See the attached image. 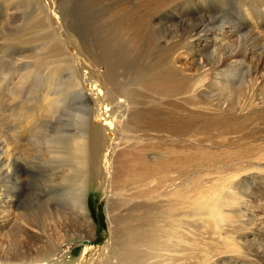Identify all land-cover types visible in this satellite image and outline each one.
<instances>
[{
  "label": "rangeland",
  "instance_id": "374dc122",
  "mask_svg": "<svg viewBox=\"0 0 264 264\" xmlns=\"http://www.w3.org/2000/svg\"><path fill=\"white\" fill-rule=\"evenodd\" d=\"M118 1L50 0L47 6L45 0H0V264L33 261L34 255L37 256L35 259L41 257L37 250L42 247L47 249V246H58L61 251L51 259L50 264H59L66 257L75 259L78 255V262L84 264L89 246L102 248L107 244V215H111V211L106 213L107 205L101 200L103 192L91 186L84 193L89 226L94 227L91 230L81 220L78 211L72 208L70 201L68 192L80 190L79 184L75 183V179L67 182L65 177L72 175L71 170L63 171L61 162L58 163L57 157L51 153L65 140L54 136L56 130L73 132L78 126L75 108L83 100L80 96L75 97L77 93L74 95V89L65 91L64 85V81L76 78L72 76L75 71L65 67L51 73L36 62L37 59H45L44 45H52L53 36L67 25L68 28L75 25L73 28L79 30L85 25V37L89 42L100 38L99 29L107 25L110 29L111 26L106 20L108 16L103 13ZM132 2L138 3L139 0ZM211 2L191 0L193 11H200V14L183 19V23L173 18L171 9L167 11L163 5L160 6L153 19L155 42H159L163 34L173 35L174 41L183 35L185 39L189 32L192 36L195 25L201 19L219 21L216 26L197 35L201 38L198 48L205 49L203 52L194 54L197 48L193 50L195 47L190 45L193 57L190 54L189 57H182L185 51L182 49L179 51L181 57L175 60L182 68L198 74L197 59L201 62L222 59L232 49L246 53L244 62L238 61L240 67L225 68L227 71L236 70V76L229 77L228 92L222 93L216 88L207 94L206 102L211 107L224 105L222 96L226 100L233 98L234 86L235 89L240 87L243 93L252 87L250 105L242 108L241 112L238 111L240 107L236 108L242 130L235 135L249 138L234 143L235 139L238 140L236 136L227 135V143L231 144L226 146L212 145L199 149L190 146V156L195 158L190 163V194H186L190 197V204H181L178 209L181 214H190V264H264V117H249L257 110L264 111L261 109L264 108V0ZM48 9L53 16L47 21ZM142 9L134 12H143ZM83 16L90 20L88 18L84 22ZM222 20H225L224 24ZM34 21L41 22L44 28L38 32L32 29ZM103 21L108 22L107 25ZM75 41L77 43V39ZM191 41L194 42V39ZM129 60L134 64L146 61L137 50L129 55ZM209 68L212 70L214 66ZM94 74L99 77L96 72ZM209 82L216 81L210 78ZM43 92L53 99L65 95L71 99L66 106H61L55 101H44ZM15 93L17 96H12ZM43 106L46 110L52 108L45 112ZM56 107L60 108L50 119ZM29 113L31 118L25 119ZM121 148L123 146H119V150ZM235 157L246 158L243 162H252L254 168L224 177L228 178L227 184L219 194L214 190L220 189L225 180H220L221 175L213 173L203 177L204 172L197 174L203 171L201 163L206 158L207 161L213 159V164ZM65 166L68 167V164ZM213 167L212 170L217 169ZM211 184L218 187L209 190ZM104 193L109 196L107 190ZM121 210L114 211V214ZM122 212L129 214L124 210ZM47 263L44 261L41 264Z\"/></svg>",
  "mask_w": 264,
  "mask_h": 264
},
{
  "label": "bare ground",
  "instance_id": "6f19581e",
  "mask_svg": "<svg viewBox=\"0 0 264 264\" xmlns=\"http://www.w3.org/2000/svg\"><path fill=\"white\" fill-rule=\"evenodd\" d=\"M45 1L49 6L50 0ZM132 1L119 0L115 7L107 8L108 11L103 14L108 16L106 20L111 26L107 29L108 22H102L107 26L99 29L100 38L89 42L85 37V25L81 30L73 28L75 25L72 28L67 25L53 36L52 45H44L45 59H37L36 64L44 65L43 68L51 73L65 67L74 70L72 76L76 78L64 81L65 91L74 89V95L77 93L75 97L80 96L84 101L81 102L82 107L75 108L78 120L76 130L57 129L54 133L68 143L64 140L58 144L60 146L50 149L53 148L51 153L57 157L58 163L61 162L62 170H71L72 175L65 177L67 182L75 179V183L79 184L80 190L68 193L72 208L78 211L81 220L90 225L84 193L91 186L103 192L101 200L107 205L106 213L111 211V215H107V244L102 248L89 246L84 264H190V214H181L178 209L181 204H190V197L186 194H190L191 189L190 163L195 161L190 156V146L198 149L212 145L226 146L231 144L227 143V135L236 136L238 140L235 139L234 143L249 138L235 135L242 130L236 108L240 107V112L242 108H247L253 96L252 87L248 88L250 92L243 93L240 87L235 89L234 86L235 96L230 100L222 96L223 106L211 107L206 102L207 94L216 88L222 93L228 92L229 77L234 78L236 70L227 71L225 68L238 67V61L243 63L246 53L232 49L222 59L206 62L197 59L198 74L192 73L177 64L175 59L181 57L179 51L185 50L182 57L192 56L189 50L193 45V50L197 48L194 54L203 52L205 49L198 48L201 38L197 35L216 26L219 21L201 19L195 25L192 36L189 32L185 39L183 35L174 41L173 35L163 34L159 42H155L153 19L160 6L163 5L167 11L171 9V15L178 23L200 14V11H193L191 0ZM140 8H143L142 14L134 12ZM48 10L47 21L53 16ZM88 18L83 16L84 22ZM222 21L224 24L225 20ZM31 27L37 32L44 28L37 21L31 23ZM136 50L146 60L143 64H134L129 60V55ZM209 66H214V69ZM210 78L216 82H209ZM43 94L44 101H55L61 106H66L71 99L69 95L53 99L51 95ZM50 108L46 110L44 107V111L49 112ZM59 108L54 109L50 119L54 118ZM29 116L30 113L25 119ZM249 117L260 119L264 117V111L257 110ZM45 136L48 137L47 134ZM119 146L123 148L119 150ZM211 158L201 163L203 171L198 175L204 172L203 177H208L217 173L222 180L244 169L254 168L252 162H243L246 158L235 157L213 164ZM213 166L217 169L212 170ZM227 180L214 192L221 193ZM216 187L211 184L209 190ZM105 190L109 196L104 193ZM119 209L122 210L115 215L114 211ZM123 210L129 214L124 215ZM90 228L94 230V227ZM60 252L58 246L42 247L37 250L41 257L35 259L37 256L34 255L33 261L22 264H41L44 261L50 264ZM78 258L79 255L75 259L66 257L59 264H81Z\"/></svg>",
  "mask_w": 264,
  "mask_h": 264
}]
</instances>
